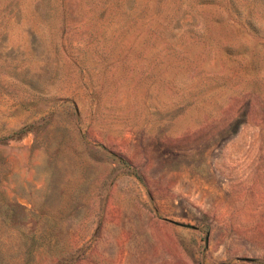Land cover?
<instances>
[{
    "label": "rangeland",
    "instance_id": "rangeland-1",
    "mask_svg": "<svg viewBox=\"0 0 264 264\" xmlns=\"http://www.w3.org/2000/svg\"><path fill=\"white\" fill-rule=\"evenodd\" d=\"M0 264H264V0H0Z\"/></svg>",
    "mask_w": 264,
    "mask_h": 264
}]
</instances>
